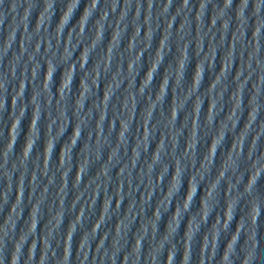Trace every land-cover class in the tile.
Wrapping results in <instances>:
<instances>
[{
  "label": "water",
  "instance_id": "1",
  "mask_svg": "<svg viewBox=\"0 0 264 264\" xmlns=\"http://www.w3.org/2000/svg\"><path fill=\"white\" fill-rule=\"evenodd\" d=\"M0 264H264V0H0Z\"/></svg>",
  "mask_w": 264,
  "mask_h": 264
}]
</instances>
